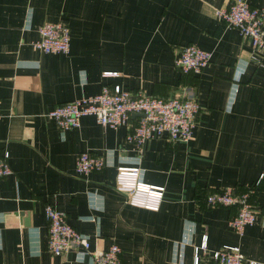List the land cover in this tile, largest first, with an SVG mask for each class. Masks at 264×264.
I'll return each instance as SVG.
<instances>
[{"label": "crops", "instance_id": "1", "mask_svg": "<svg viewBox=\"0 0 264 264\" xmlns=\"http://www.w3.org/2000/svg\"><path fill=\"white\" fill-rule=\"evenodd\" d=\"M230 0H0V150L12 171L0 177V264H90L73 249L46 248L43 207L63 211L91 249L119 248V264H191L205 235L199 264L222 244L264 263V52L226 26L215 7ZM264 7V0H247ZM64 22L65 53L31 42L42 21ZM210 51L199 72L174 65L180 45ZM118 84L131 94L189 93L199 110L192 136L165 134L142 147L141 179L162 187L156 209L132 205L114 184L116 166L133 155L127 125H101L90 114L59 128L46 112L56 103ZM102 155L100 170L79 174L76 155ZM263 176L252 195L255 221L232 231L231 206H206V193L243 190Z\"/></svg>", "mask_w": 264, "mask_h": 264}, {"label": "built area", "instance_id": "2", "mask_svg": "<svg viewBox=\"0 0 264 264\" xmlns=\"http://www.w3.org/2000/svg\"><path fill=\"white\" fill-rule=\"evenodd\" d=\"M215 16L226 26L235 27L247 37L253 49L264 52V7L251 5L247 0H230L223 7H215ZM67 25L60 21H42L38 26V37L31 45L45 53H65L69 46ZM210 51L194 43L180 45L174 57L175 67L185 72H199L209 61ZM199 104L194 96L160 97L141 91L130 93L118 84L102 85L98 92L81 95L56 103L46 112L59 128L76 127L81 115L90 114L101 125L112 128L127 125L132 113L136 116L124 136L131 143L133 155L127 156L116 166L115 188L127 193L126 201L149 209H156L162 195V187H154L141 179L140 159L144 142L156 135L165 134L170 141H186L191 138ZM105 164L102 155L88 150L80 151L74 160V170L85 174L100 170ZM12 171L8 162V151L0 150V177ZM263 173L243 190L233 186L208 192L204 204L208 206H231L233 213L228 218L229 228L241 235L246 225L255 221L256 212L252 195ZM47 220L46 248L57 255L73 249L80 255H88L90 264H119V246L111 242L101 249H91L87 237L77 231L66 219L65 213L50 204L43 207ZM205 235L194 245L191 264H199L200 250H205ZM208 264H264L244 257L238 244H222L211 253Z\"/></svg>", "mask_w": 264, "mask_h": 264}, {"label": "water", "instance_id": "3", "mask_svg": "<svg viewBox=\"0 0 264 264\" xmlns=\"http://www.w3.org/2000/svg\"><path fill=\"white\" fill-rule=\"evenodd\" d=\"M139 114H141V113H138V112H134V113H132L131 115H139Z\"/></svg>", "mask_w": 264, "mask_h": 264}]
</instances>
